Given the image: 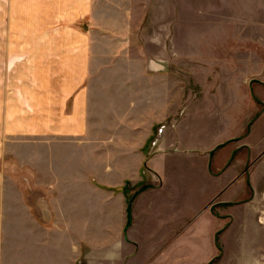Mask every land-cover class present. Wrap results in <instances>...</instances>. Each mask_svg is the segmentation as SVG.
Returning <instances> with one entry per match:
<instances>
[{"label": "crops", "instance_id": "0c3cea01", "mask_svg": "<svg viewBox=\"0 0 264 264\" xmlns=\"http://www.w3.org/2000/svg\"><path fill=\"white\" fill-rule=\"evenodd\" d=\"M0 58V264H192L255 209L264 0H0Z\"/></svg>", "mask_w": 264, "mask_h": 264}, {"label": "rangeland", "instance_id": "374dc122", "mask_svg": "<svg viewBox=\"0 0 264 264\" xmlns=\"http://www.w3.org/2000/svg\"><path fill=\"white\" fill-rule=\"evenodd\" d=\"M0 61H2V58H0ZM258 71H261L263 67H255ZM5 67L1 64L0 65V95H2L4 88V78H5ZM13 84L16 85L17 81H13ZM249 84L254 85V90L257 92L258 95H255L253 92V95H251V92H249L248 87H246L244 84H242V100L244 101L245 105L249 104L248 97L253 96V99H255V103L257 105L256 110V116L260 114V112L264 108V82L260 81H252L249 82ZM181 85V86H180ZM178 98L177 102L183 101L185 96L190 91L191 85L188 82H184L181 84H178ZM222 88V90H221ZM231 89V82H223L219 83L218 91H223L224 94L228 93V91ZM194 92H198V87H192L191 89ZM184 93V96H183ZM200 96V93H198V97ZM229 96H225V100H228ZM236 101V99H234ZM231 104V103H230ZM181 106V105H180ZM255 108V104L252 102V110ZM184 111L183 108L180 107ZM183 113V112H182ZM178 115V117L182 114ZM173 119H168L161 123L159 125L156 133H161L165 127V125H168L170 122H172ZM0 121H2V114L0 113ZM33 121V120H32ZM38 121V120H37ZM40 121H38L39 124ZM40 125V124H39ZM26 138L24 136H18L15 140L11 139L9 142L12 146L9 145H3L1 147V161H2V169L3 166H5L6 170H10L6 164L9 163V160H11V164H18L16 162V159H13L15 154H17L18 158H21V156L24 154V140ZM153 145L152 143H149ZM16 145V146H14ZM223 146L222 144H219L215 147L217 150L219 147ZM15 148V149H14ZM221 150V149H219ZM220 154H224L225 152L222 151ZM243 155L242 153H240ZM227 155L230 156V152L227 153ZM264 160L259 161L255 163L254 165V178H253V185H254V191L251 189L248 181V175L244 173L242 174L239 179H234V186L237 184L246 185V192H243L241 194V198H249L248 200H251V204L255 209L251 210L247 209L244 206H230L231 203H225L224 205H221L222 211H225L226 213H232L233 216H226L224 219V222L222 224H219L217 227L221 228L217 232L218 234V240H212V235L208 236L207 238L202 237L203 241L198 242L194 246V252H197L198 247L200 248V251H202V258L200 261H193L192 264H203L205 260L209 259V262L207 264H264ZM24 165V163H23ZM24 167L20 166L17 167V169L22 170ZM24 175V174H22ZM23 180V179H22ZM239 180V182H238ZM6 183L9 181V179H5ZM246 183V184H245ZM228 185V182H225V186ZM248 185V186H247ZM232 186V185H231ZM233 187V186H232ZM215 213V209H212ZM217 236V235H216ZM219 244L220 248L217 246ZM196 260V258H194ZM181 264V263H180Z\"/></svg>", "mask_w": 264, "mask_h": 264}, {"label": "trees", "instance_id": "16d2710c", "mask_svg": "<svg viewBox=\"0 0 264 264\" xmlns=\"http://www.w3.org/2000/svg\"><path fill=\"white\" fill-rule=\"evenodd\" d=\"M128 223H130V220H129ZM220 232H221V231H219V233H220ZM219 233H218V234H219ZM218 234H217V236H216V240H218V238H217V237H218ZM217 246L220 248L219 244H217Z\"/></svg>", "mask_w": 264, "mask_h": 264}]
</instances>
